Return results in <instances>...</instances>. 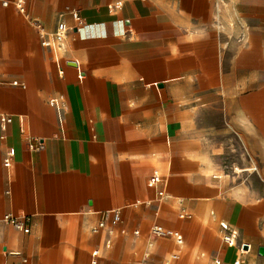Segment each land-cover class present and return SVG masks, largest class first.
<instances>
[{
  "label": "crops",
  "instance_id": "crops-1",
  "mask_svg": "<svg viewBox=\"0 0 264 264\" xmlns=\"http://www.w3.org/2000/svg\"><path fill=\"white\" fill-rule=\"evenodd\" d=\"M17 1L0 0V264H264V0Z\"/></svg>",
  "mask_w": 264,
  "mask_h": 264
},
{
  "label": "built area",
  "instance_id": "built-area-1",
  "mask_svg": "<svg viewBox=\"0 0 264 264\" xmlns=\"http://www.w3.org/2000/svg\"><path fill=\"white\" fill-rule=\"evenodd\" d=\"M16 7L18 10L26 15V8H25V0H18ZM71 17L73 18L74 21L79 22L81 20L79 14L77 11H72L71 12ZM70 32L69 27L64 23L61 22L58 24L54 34L52 35L54 41L57 44H64L67 40L68 34ZM3 122L5 123H10V120L8 119H3ZM34 150H40L42 148V145L39 143L37 144H32L31 145ZM8 157L5 159L4 165L6 167H9L10 161H11V156L12 154L9 152ZM161 182V177L158 174V172H155L153 176L149 179L148 186L150 188H154ZM4 220L11 224L13 227H15L18 230L23 231L24 233H28L29 229L27 228L28 225V220L26 218L24 219H19L17 217L13 216H6ZM121 217H120V212L119 211H114V212H109L105 213L102 217L101 222L99 223L98 227L96 228L95 231L104 229L108 224L111 225H117L120 223ZM222 230L228 231V226L222 224ZM151 238L153 239H170L173 238L175 239L179 244L183 243V237L178 234L177 232L166 230L160 226H154L151 230ZM224 241L227 243H230L232 241V238L230 236H225ZM245 246H241V253H245L246 249L244 248ZM236 264H241V262L237 261Z\"/></svg>",
  "mask_w": 264,
  "mask_h": 264
},
{
  "label": "rangeland",
  "instance_id": "rangeland-1",
  "mask_svg": "<svg viewBox=\"0 0 264 264\" xmlns=\"http://www.w3.org/2000/svg\"><path fill=\"white\" fill-rule=\"evenodd\" d=\"M160 173H161L162 175H164L162 171H160Z\"/></svg>",
  "mask_w": 264,
  "mask_h": 264
}]
</instances>
